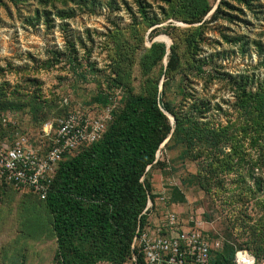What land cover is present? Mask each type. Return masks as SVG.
Instances as JSON below:
<instances>
[{"label": "rangeland", "instance_id": "obj_1", "mask_svg": "<svg viewBox=\"0 0 264 264\" xmlns=\"http://www.w3.org/2000/svg\"><path fill=\"white\" fill-rule=\"evenodd\" d=\"M205 1L0 0V141L47 147L73 110L155 95L183 126L143 177L152 213L264 264V0ZM56 245L44 200L0 185V264H57Z\"/></svg>", "mask_w": 264, "mask_h": 264}, {"label": "trees", "instance_id": "obj_2", "mask_svg": "<svg viewBox=\"0 0 264 264\" xmlns=\"http://www.w3.org/2000/svg\"><path fill=\"white\" fill-rule=\"evenodd\" d=\"M205 2L197 0L194 14L209 10ZM112 104L114 118L103 137L60 161L46 197L37 194L52 216L57 264H147L133 247L148 225V202L157 197L143 177L164 141L182 129V117L150 94L130 95L119 111ZM263 105L258 100L256 110L263 113ZM175 190L173 202H184ZM218 252L215 264L232 263L233 249Z\"/></svg>", "mask_w": 264, "mask_h": 264}, {"label": "built area", "instance_id": "obj_3", "mask_svg": "<svg viewBox=\"0 0 264 264\" xmlns=\"http://www.w3.org/2000/svg\"><path fill=\"white\" fill-rule=\"evenodd\" d=\"M114 107L72 111L60 121L47 147L35 145L20 132L11 143L0 141V183L46 197L60 161L101 139L114 118ZM151 206L149 200L147 209ZM201 226L184 229L177 213L170 212L161 227L137 235L133 247L140 248L147 264H215L213 250H221L223 243H214ZM231 264H257V258L239 249Z\"/></svg>", "mask_w": 264, "mask_h": 264}, {"label": "crops", "instance_id": "obj_4", "mask_svg": "<svg viewBox=\"0 0 264 264\" xmlns=\"http://www.w3.org/2000/svg\"><path fill=\"white\" fill-rule=\"evenodd\" d=\"M164 217V216H163ZM164 224V218L156 217V214H153L151 208L149 209V220L148 225L145 227L146 230H155L158 227H161ZM98 264H109L107 262H99Z\"/></svg>", "mask_w": 264, "mask_h": 264}, {"label": "water", "instance_id": "obj_5", "mask_svg": "<svg viewBox=\"0 0 264 264\" xmlns=\"http://www.w3.org/2000/svg\"><path fill=\"white\" fill-rule=\"evenodd\" d=\"M173 121H174V118H173Z\"/></svg>", "mask_w": 264, "mask_h": 264}]
</instances>
